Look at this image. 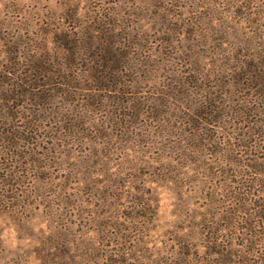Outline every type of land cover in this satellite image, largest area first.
Masks as SVG:
<instances>
[{
    "label": "rangeland",
    "instance_id": "1",
    "mask_svg": "<svg viewBox=\"0 0 264 264\" xmlns=\"http://www.w3.org/2000/svg\"><path fill=\"white\" fill-rule=\"evenodd\" d=\"M263 52L264 0H0V264H264L240 130L201 109Z\"/></svg>",
    "mask_w": 264,
    "mask_h": 264
},
{
    "label": "trees",
    "instance_id": "2",
    "mask_svg": "<svg viewBox=\"0 0 264 264\" xmlns=\"http://www.w3.org/2000/svg\"><path fill=\"white\" fill-rule=\"evenodd\" d=\"M264 58V52L263 56L256 57V63H250L247 59L241 60V64L237 65L238 72L233 78V85L240 87V89H236L235 93L236 95L243 97V108H237L235 106L234 110L228 109V114L222 115L223 110H218V108H212L210 107L212 104L210 103L209 106H203L202 109V115H214L216 113L218 114V118L222 121H225V117H229L233 119L236 123L238 133L237 138L241 142L239 148L243 149V154H241V157L243 161H237L235 162H228L229 168L225 170L226 179L229 180L230 173L235 174L236 177L240 176L241 180H239L237 185H240L238 190H235L233 196L236 201H238L242 208L235 209V212L232 214L236 215V212L243 213L244 215L250 214L252 218H258V227L264 228V199H260V196L255 193V190H246V185H250L249 187L254 188L255 185H257L260 182L264 183V158L257 155L255 152L258 149L263 148L260 144L262 142L264 144V62L262 59ZM111 60H114V58H110ZM47 69V68H45ZM100 81H106L107 77H100L98 78ZM111 80L115 83V80L108 78L107 80ZM251 81L250 84L254 86H250L249 83L244 82L245 80ZM3 83H6V81H2ZM184 83V82H183ZM28 84L27 82L25 83ZM30 86L32 88H27L25 91V95L27 96L28 100H32L33 97H39L37 93L34 92L36 88H39L42 86V84H36V83H30ZM107 86L109 84H106ZM230 85V83L228 84ZM17 87L21 88V84L18 83ZM245 90H250L251 94H245ZM19 96V95H18ZM45 98L46 95H43ZM13 99V98H12ZM8 101H10V98H7ZM214 102L217 101V98L214 97ZM211 101V99H210ZM254 107V108H253ZM252 108V110H250ZM9 109V108H8ZM43 109V108H42ZM226 109V108H225ZM31 113V112H30ZM230 113V114H229ZM37 119H28V126L29 128L22 130V134L17 136L21 140H28L30 138V135L33 133L31 129L34 127H37L36 123ZM238 122V123H237ZM226 123V122H225ZM63 132H66L69 125H64ZM26 128V127H25ZM37 129H34L36 132ZM66 136L67 133H66ZM26 137V138H25ZM28 138V139H27ZM260 140V141H259ZM231 167V169H230ZM240 168H248L251 172V175H243L242 173L239 174L237 169ZM230 175V176H231ZM246 176V177H245ZM260 177V178H259ZM242 178H244L242 180ZM231 191V189H230ZM255 197H257L255 199ZM254 198V200H253ZM256 205L254 208H251V205ZM245 206H249V209ZM247 209L248 212L247 213ZM231 214V212H230ZM145 215L139 214L129 217V220H138L141 218H144ZM239 217V216H238ZM245 223H247L246 218H239ZM238 220L235 218V221L232 223L233 227L236 229V231L241 230L242 228L237 227ZM257 228V226H252L251 228L244 227L245 229V239L248 242L249 239L252 238L255 244H258L259 241L264 237V232H261L259 230L254 229ZM222 230V229H220ZM244 231V230H243ZM241 235V234H240ZM243 235V234H242ZM235 236H238V233H235ZM212 240H208V244L210 245V248L213 247H219L220 243L218 241H215V238H211ZM215 254L218 256H224V253L222 251H215Z\"/></svg>",
    "mask_w": 264,
    "mask_h": 264
}]
</instances>
